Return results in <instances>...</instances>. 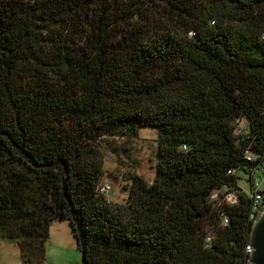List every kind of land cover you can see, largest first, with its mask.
I'll list each match as a JSON object with an SVG mask.
<instances>
[{
    "label": "trees",
    "instance_id": "1",
    "mask_svg": "<svg viewBox=\"0 0 264 264\" xmlns=\"http://www.w3.org/2000/svg\"><path fill=\"white\" fill-rule=\"evenodd\" d=\"M149 128L155 180L112 205L103 149ZM263 161L264 0H0V239L25 264L65 221L87 264H250Z\"/></svg>",
    "mask_w": 264,
    "mask_h": 264
},
{
    "label": "rangeland",
    "instance_id": "2",
    "mask_svg": "<svg viewBox=\"0 0 264 264\" xmlns=\"http://www.w3.org/2000/svg\"><path fill=\"white\" fill-rule=\"evenodd\" d=\"M108 141L112 146L108 144L103 149L105 175L102 181L111 188L106 192H110L106 196L108 201L112 205H123L129 193L128 178L131 172L148 184L155 180L157 131L141 129L135 139ZM241 176L240 187L246 193H251L249 177ZM0 264H25L17 243L0 239ZM43 264H83L81 251L67 221L56 222L51 226Z\"/></svg>",
    "mask_w": 264,
    "mask_h": 264
},
{
    "label": "built area",
    "instance_id": "3",
    "mask_svg": "<svg viewBox=\"0 0 264 264\" xmlns=\"http://www.w3.org/2000/svg\"><path fill=\"white\" fill-rule=\"evenodd\" d=\"M237 124L239 125L237 129V134L240 135L242 134V131H244L248 125L244 121H237ZM249 161H257V159L251 155L247 157ZM232 171L230 172V174ZM255 173V174H254ZM253 177L251 180V193H246V196H248V199L251 201L250 206V214H249V220L254 222L255 219L257 218V215L261 211V209L264 207V161L261 162L260 164H257L255 169L253 170L252 173ZM111 188L109 186H105L101 189L102 193H106L108 190ZM239 193H243V191H238ZM225 194V201L230 203V204H238L239 198L237 196V192L230 191L229 189H225L224 191ZM232 194V195H231ZM219 195V192L217 191L212 198L216 199ZM233 199H231L232 197ZM247 251L250 254V246L247 247Z\"/></svg>",
    "mask_w": 264,
    "mask_h": 264
},
{
    "label": "water",
    "instance_id": "4",
    "mask_svg": "<svg viewBox=\"0 0 264 264\" xmlns=\"http://www.w3.org/2000/svg\"><path fill=\"white\" fill-rule=\"evenodd\" d=\"M250 245V264H264V207L253 222ZM82 261L87 264L84 252Z\"/></svg>",
    "mask_w": 264,
    "mask_h": 264
}]
</instances>
